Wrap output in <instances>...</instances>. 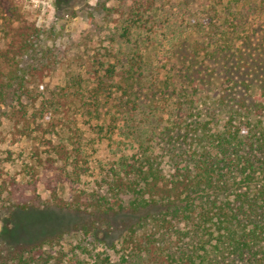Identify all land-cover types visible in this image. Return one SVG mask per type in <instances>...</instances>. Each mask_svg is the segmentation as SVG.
Here are the masks:
<instances>
[{
  "label": "trees",
  "instance_id": "16d2710c",
  "mask_svg": "<svg viewBox=\"0 0 264 264\" xmlns=\"http://www.w3.org/2000/svg\"><path fill=\"white\" fill-rule=\"evenodd\" d=\"M241 1L229 0L221 13L208 10L205 21L192 26L201 41L168 39L179 65L166 79L145 55L165 39L157 32L155 0L144 8H120V55H113L114 63L100 61L105 73L95 71L99 81L89 97L77 92L69 99L63 88V114L49 120L43 110L29 115L23 101L35 106L39 97L30 86L42 83L60 59L17 0H0L7 41L0 49V100L13 89L21 108L10 117L14 130L31 138L34 125L38 134L34 164L26 169L32 180L0 175L4 207L9 214L39 208L37 187L43 184L52 206L128 220L112 254L80 247L91 261L81 260L69 257L68 249L52 252L50 239L0 251V264H264V34L253 45L264 0L234 9ZM242 38L245 48H236ZM221 84L229 86L212 89ZM213 91L212 98L198 96ZM77 102L90 120L102 121L94 128L116 145L110 174L93 188L83 181L90 171L87 143L68 117ZM48 104L42 101L43 108ZM67 183L69 200L59 192Z\"/></svg>",
  "mask_w": 264,
  "mask_h": 264
},
{
  "label": "rangeland",
  "instance_id": "374dc122",
  "mask_svg": "<svg viewBox=\"0 0 264 264\" xmlns=\"http://www.w3.org/2000/svg\"><path fill=\"white\" fill-rule=\"evenodd\" d=\"M24 15L43 33L45 47L51 49L60 59L51 74L42 83L30 86L39 100L33 106L30 101L24 100L29 115L36 110L50 119H57L63 112L58 105L60 91L68 90L69 99L79 92L84 97H89V92L98 85L95 71H99V77L104 76V69L99 67L100 61L114 63L113 55L119 54V43L115 36L120 32L123 20L119 15L120 8L125 11L131 6L146 7L148 0H17ZM234 9H249V0L234 2ZM222 5V8H219ZM229 0H155L154 7L160 15L157 32L165 37L159 48H151L146 51L147 58H153V64L161 72L162 79L169 76L174 70L175 63L179 65L168 43L171 37L178 40L193 43L203 39L202 33L192 31L196 22H204L208 10L212 7L223 12L228 8ZM222 17V15H221ZM250 19H255L251 16ZM254 28L257 36L253 39V45L264 34V22L255 20ZM223 22V20H222ZM228 27V24H227ZM208 30L205 31L207 33ZM243 34V32H242ZM116 40V42H115ZM242 40L236 41V48L242 46ZM0 24V49L6 46ZM176 44V43H174ZM38 57L35 60H40ZM177 67V66H176ZM173 69V70H172ZM173 72L170 73V75ZM229 84L213 86L212 89H225ZM148 85L142 87V94H147ZM3 101L0 100V175L3 178H11L21 182L32 180L27 172V166L34 164L33 150L38 144L35 140V126L30 130L31 138L17 135L14 130V121L10 119L14 109H21L17 102L14 90L9 91ZM214 93H206L200 98L213 97ZM254 96H258L257 87L252 89ZM160 95V93H158ZM49 101L48 107H42V101ZM112 101V100H111ZM208 101V99H207ZM108 106L111 103L107 104ZM58 108V111L55 109ZM87 108L81 103L71 106L68 117L72 127L87 144V154L90 161L88 176L83 178L89 188L96 187L108 174L113 163V150L115 144L107 139L106 133H100L94 128L99 120H90L86 115ZM106 110V109H105ZM167 120V112L164 114ZM69 121V120H68ZM60 128V127H58ZM57 128V129H58ZM68 131V130H67ZM64 135V134H63ZM68 137V136H66ZM116 141L120 136L116 135ZM11 157V158H10ZM44 181V180H43ZM1 183V182H0ZM37 192L40 195V207L28 211L18 210L9 214L0 199V251L7 254L8 251L21 247H31L44 241L53 239L56 252L60 249H68L69 257L77 255L81 260H90L82 252L86 248L91 252L113 253V245L118 243L120 235L126 232L128 222L125 215L120 217H101L89 213L74 212L52 206L49 201V193L43 184H39ZM61 197L70 199V186L67 184L59 187ZM135 221V220H134ZM73 250V251H72ZM68 257V258H69Z\"/></svg>",
  "mask_w": 264,
  "mask_h": 264
}]
</instances>
